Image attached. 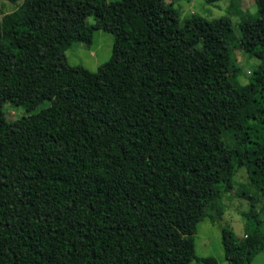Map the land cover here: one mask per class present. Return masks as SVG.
I'll return each mask as SVG.
<instances>
[{
	"label": "trees",
	"instance_id": "obj_1",
	"mask_svg": "<svg viewBox=\"0 0 264 264\" xmlns=\"http://www.w3.org/2000/svg\"><path fill=\"white\" fill-rule=\"evenodd\" d=\"M166 1L21 0L1 17L0 264H217L195 251L204 218L227 264L264 249L246 189L244 235L220 223L241 167L264 197V0L238 35ZM95 30L110 58L68 64ZM232 49L259 60L246 83Z\"/></svg>",
	"mask_w": 264,
	"mask_h": 264
},
{
	"label": "rangeland",
	"instance_id": "obj_2",
	"mask_svg": "<svg viewBox=\"0 0 264 264\" xmlns=\"http://www.w3.org/2000/svg\"><path fill=\"white\" fill-rule=\"evenodd\" d=\"M21 0L11 3L6 0H0V20L4 13L15 9ZM168 2V0L166 1ZM174 7L178 9L180 18L197 13L209 18L226 15L232 22L233 29L238 35L237 23L247 15L255 13L254 0H217L208 3L206 0H177ZM90 23L93 22L91 16L88 17ZM113 35L103 30H95L90 45L83 43H74L66 51L67 63L72 66H82L90 71H96L97 68L106 62L111 56V46ZM230 65L238 69V79L241 83L248 81V75L253 67L258 63V59L249 55L242 49H232L230 52ZM23 108L9 107L7 116L16 118L22 115ZM233 188L227 192L224 197V214L222 225L229 226L237 236L244 235V218L242 213L250 208L249 201L238 195L242 188L258 197L256 207L258 208L264 200V197L250 183L244 168L238 169L232 181ZM194 246L197 255L213 256L217 264H227L223 246L221 243V234L218 225L213 224L207 218L201 220L194 234ZM251 264H264V249L260 250L253 258Z\"/></svg>",
	"mask_w": 264,
	"mask_h": 264
}]
</instances>
